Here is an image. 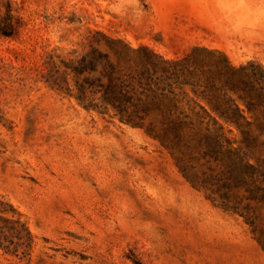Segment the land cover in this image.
Returning <instances> with one entry per match:
<instances>
[{
	"label": "rangeland",
	"instance_id": "obj_1",
	"mask_svg": "<svg viewBox=\"0 0 264 264\" xmlns=\"http://www.w3.org/2000/svg\"><path fill=\"white\" fill-rule=\"evenodd\" d=\"M227 66L264 73V0H0V264H264V151L228 183L197 122L242 144L201 94Z\"/></svg>",
	"mask_w": 264,
	"mask_h": 264
},
{
	"label": "trees",
	"instance_id": "obj_2",
	"mask_svg": "<svg viewBox=\"0 0 264 264\" xmlns=\"http://www.w3.org/2000/svg\"><path fill=\"white\" fill-rule=\"evenodd\" d=\"M100 59H105L106 56L98 54ZM80 68L83 70H92L95 68V61L82 62ZM89 68V69H87ZM108 75L112 77V80L105 87L107 104L112 106L115 109H119L120 97H125L124 90L127 88L125 81L120 78L114 79V67L108 62L107 64ZM229 71H232V77L223 85H216L213 80H211L208 85L205 86V90L201 92L203 96H212L214 93H217L222 98L221 103H211L212 110L215 112L218 117L226 125L234 126L238 129L243 135V142L237 148H231V143L224 139L222 131V126H218L217 120L206 116L209 120H206V117H198V125L204 127L205 133L204 138L206 139V144L208 151L219 154L223 149L229 156V163L226 167L227 171L225 176L226 182L240 186L244 183L246 177L249 175L252 177L255 173L248 175L249 170H254L252 166L248 163L247 150L259 148L264 151V73H256L252 71L249 74H245L243 78L236 77L234 74V68L226 67ZM156 71H153L152 75H148V70H146V79L152 81L154 80L153 76ZM234 78V81H233ZM142 79V78H141ZM115 81V82H114ZM157 81V79H156ZM141 83V82H139ZM155 84L157 82H154ZM193 85L192 83H186ZM157 85V84H156ZM241 86V91L247 94V98L238 96L245 106V110L241 109L237 104L235 99H232L228 96V92H234L237 94L238 87ZM168 95L161 93L160 95L154 94L153 101L151 103L152 107L163 108L167 111V114L171 116L172 113H177L178 102L172 98L169 101V104H165ZM211 99V97H210ZM202 109V107H201ZM180 111V110H179ZM203 113L206 115V111L202 109ZM181 112V111H180ZM252 114L249 119L246 117L245 113ZM255 112H259V115H255ZM254 114V115H253ZM172 124L174 132L178 133L182 126L190 125L179 117L175 120L169 121ZM255 127L259 131V134L253 135L249 132V128Z\"/></svg>",
	"mask_w": 264,
	"mask_h": 264
}]
</instances>
